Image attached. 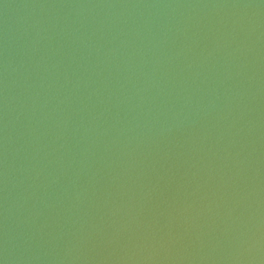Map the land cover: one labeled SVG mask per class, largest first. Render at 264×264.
Masks as SVG:
<instances>
[{
  "label": "water",
  "instance_id": "obj_1",
  "mask_svg": "<svg viewBox=\"0 0 264 264\" xmlns=\"http://www.w3.org/2000/svg\"><path fill=\"white\" fill-rule=\"evenodd\" d=\"M0 264H264V0H0Z\"/></svg>",
  "mask_w": 264,
  "mask_h": 264
}]
</instances>
